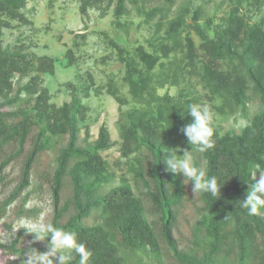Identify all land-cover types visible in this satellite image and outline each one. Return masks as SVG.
<instances>
[{"label": "trees", "instance_id": "obj_1", "mask_svg": "<svg viewBox=\"0 0 264 264\" xmlns=\"http://www.w3.org/2000/svg\"><path fill=\"white\" fill-rule=\"evenodd\" d=\"M27 1L0 0V195L6 185L5 171L11 163L19 164L18 182L0 198V220L31 186L38 156L52 149L54 138L60 137L66 140L56 147L48 179L52 202L49 222L77 234L92 251L89 264H125L128 255L140 250L160 262V239L175 259L173 264H264V209L249 216L241 207L257 167L264 170V109H250L255 102L264 106V0H228L225 14L217 22L215 14L200 22L201 6L191 10L185 3L167 19L162 12L170 11L176 0H163L161 8L149 11L141 10L136 0H78L82 16L89 9L105 15L113 7L112 25L119 30L130 25L124 20L131 12L127 3L147 21L161 13L154 23V37L132 51L106 31L100 32L110 53L116 51L128 95L119 90L113 77L95 91L105 89L119 108L130 104L119 114L117 142L137 194L125 176L119 184L102 191L115 178L103 154L112 147V136L102 124L97 137L90 140L89 127L81 125L88 110L82 98L90 95L93 76L87 71L90 82L79 87L66 82L70 100L57 106L50 102L42 76L55 73L56 58L29 51L24 43L3 44V30L12 28L13 21L32 24L25 11ZM191 31L199 36L198 44ZM86 33H75L73 45L64 53L67 66L74 64V49L85 41ZM180 84L183 87L174 94L158 91ZM188 87L194 90L192 94ZM190 104L206 105L213 113L214 147L204 153L192 148L180 131L192 121L186 113ZM232 114L248 120L239 132L223 130L216 121ZM141 150L150 156L148 169L144 158L136 155ZM184 151L207 177L215 176L221 188L218 198L198 193L200 214L191 239L180 247L173 229L185 185L182 175L167 171L164 157L167 152L182 155ZM67 177L71 195L63 200ZM26 198L24 194L22 203ZM38 212L37 208L19 210L25 216ZM93 212L95 223H86ZM149 217L159 220L158 228ZM22 237L33 235L20 228L9 243L0 242V264H26L24 253L35 248L19 247ZM72 264H79V256Z\"/></svg>", "mask_w": 264, "mask_h": 264}, {"label": "rangeland", "instance_id": "obj_2", "mask_svg": "<svg viewBox=\"0 0 264 264\" xmlns=\"http://www.w3.org/2000/svg\"><path fill=\"white\" fill-rule=\"evenodd\" d=\"M137 6L143 11H149L154 8H161L163 0H136ZM190 5L191 10H194L198 5L202 8V16L199 21L203 22L209 15L215 14V22L225 14L228 8V0H176L173 8L165 14V17L171 18L176 14V10L183 4ZM131 9L129 16L124 20L130 22L128 29H116L112 25L113 7H111L105 15L95 9H89L85 16L79 12L78 0H28L25 7L32 24H22L18 21H13V27L3 30V44L13 46L14 44L24 43L29 51L38 55L47 54L56 58L55 73L42 74L44 85L48 87L50 92V102L57 106L62 105L65 101L70 100V89L66 86V82H73L76 86L88 84L90 81L87 71L93 76L94 85L90 91V95L82 98V102L88 106L86 119L81 125H87L90 129V140L97 137L99 127L106 124L110 130L113 145L103 154L109 162L110 170L115 173V178L105 184L102 191L105 192L111 187L120 183V177L125 176L133 185L134 191H138L134 185V179L131 172L128 170V165L125 159L121 158L119 150V128L117 120L119 114L124 112L130 104L123 105L119 108L117 101L110 96L105 89L100 92L95 91V87L106 84L110 77L116 79L119 90L128 95L127 86L121 82L124 69L120 62L116 59V51L110 53L111 49L104 43L103 34L101 31H106L113 39H117L124 43L130 51L140 44H146V40L154 37L155 25L161 13H157L156 17L147 21L144 16H137L133 5L127 3ZM190 10V11H191ZM192 13V11H191ZM188 22L192 21L190 14L187 16ZM86 30L87 37L85 41H80V45L74 49L75 62L71 66H67V60L64 53L67 48L73 45L75 33ZM196 43H199V36L195 31H191ZM109 56V57H107ZM107 57V58H106ZM106 58V59H105ZM183 87L182 84L171 86L166 85L164 88L158 89L159 93L168 91L170 94L177 93ZM189 94L194 90L192 87L187 89ZM257 108L264 109L258 103H254L250 109L253 112ZM216 121L220 123L223 130L232 129L237 132L248 122V120L239 114H232L226 117H217ZM85 135L84 129L81 131V138ZM66 138H54V147L41 153L34 165L31 173V186L28 187L22 195L17 198L14 203L8 207L7 215L0 220V242L9 243L16 235L18 223L22 218L38 219L44 218L47 222L50 221L52 215V202L49 187V176L54 167V157L56 156V147L65 143ZM144 158L146 169L151 161L149 154L145 150H141L136 154ZM133 157V155H132ZM6 185L2 190L0 198H3L8 191L16 185L19 175V164L11 163L7 170ZM259 172L264 174V170H256L255 176L259 178ZM182 179L183 176H182ZM184 180L185 194L180 205L176 207V218L173 229L174 236L180 247L186 246L191 239L193 226L197 222L200 214L201 201L198 193H193L192 183ZM143 190V189H142ZM27 195L24 203L23 196ZM71 195V183L67 177L62 190V199L66 200ZM145 205L148 203L145 200ZM37 208V214L25 216L19 213V210ZM96 220V213L86 219V223L93 224ZM149 220L155 222L156 228L159 227V220L155 217H149ZM7 224V225H6ZM9 226V227H8ZM19 230V229H18ZM45 240L39 241L34 238L22 237L19 247L35 248L39 253L47 251ZM26 251L24 253L27 258ZM127 255V251H123ZM18 259L17 256L14 257ZM2 260V259H1ZM174 258L167 249L166 244L160 239V262L148 251L140 250L128 255L125 264H173Z\"/></svg>", "mask_w": 264, "mask_h": 264}, {"label": "clouds", "instance_id": "obj_3", "mask_svg": "<svg viewBox=\"0 0 264 264\" xmlns=\"http://www.w3.org/2000/svg\"><path fill=\"white\" fill-rule=\"evenodd\" d=\"M186 113L192 117V121L185 124L180 131L187 138L188 144L192 148L195 147L200 153L213 148L215 128L210 107L190 104ZM164 162L167 171L174 175H182L183 181L187 180V183H192L194 194L209 193L214 197H219L221 186L218 185L217 178L215 176L207 177L206 171L195 165L190 153L184 151L182 155H177L167 152ZM257 170L259 171V167ZM256 176L252 179L254 182L249 186L247 196L241 203V207L246 210L249 216L259 215L260 210L264 209V174L259 172V179H256ZM20 228H23L26 233L32 234L35 240L43 241L49 238L47 251L39 253L32 249L27 253L26 264H72L75 256H79V264H89L92 251L78 240L75 232L56 227L42 217L38 219L22 218L16 230Z\"/></svg>", "mask_w": 264, "mask_h": 264}]
</instances>
